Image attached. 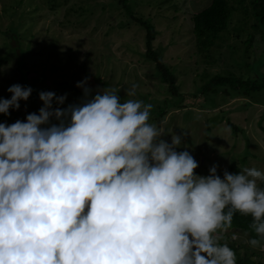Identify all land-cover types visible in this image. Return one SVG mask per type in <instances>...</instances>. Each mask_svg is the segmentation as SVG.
<instances>
[{
	"label": "clouds",
	"instance_id": "9594fccd",
	"mask_svg": "<svg viewBox=\"0 0 264 264\" xmlns=\"http://www.w3.org/2000/svg\"><path fill=\"white\" fill-rule=\"evenodd\" d=\"M86 81L78 104L41 91L38 114L0 122V264H236L221 243L236 213L252 218L247 243L264 250V171L198 175L176 150L185 133L162 139L151 103L122 101L117 88L89 99ZM7 91L4 115L32 88Z\"/></svg>",
	"mask_w": 264,
	"mask_h": 264
},
{
	"label": "rangeland",
	"instance_id": "374dc122",
	"mask_svg": "<svg viewBox=\"0 0 264 264\" xmlns=\"http://www.w3.org/2000/svg\"><path fill=\"white\" fill-rule=\"evenodd\" d=\"M210 1H126L134 14L154 26L157 34L152 49L159 51L162 62L173 72L177 95L160 82L154 63L142 55L145 31L125 15L119 0H0V57L7 56L0 63V98L11 97L7 89L12 84H26L17 68L20 55L10 48L19 43L28 67L24 79L30 85H37L40 92H54L56 83H62L56 95L67 93V97L59 107L84 99L83 88L76 85L87 78L89 99L104 88H117L122 101L151 103L150 122L164 129L162 139L170 143L168 133H185L176 150H186L194 157L198 175H208L213 165L218 166L221 177L225 170L234 172L231 166L238 172L245 167L264 171V89L234 97L219 91L215 104L199 90L214 74L263 75L264 34L252 26L253 16L234 4L220 46L213 48L211 57H200L193 43L191 17ZM41 76L42 81L38 80ZM132 85H136V95L129 97L126 92ZM34 101L35 108L29 99L19 101L27 111L20 110L21 106L9 109V115L0 113V122L24 121L27 114L43 106L39 95ZM160 110L164 113L159 114ZM217 116L218 124L209 129L210 118ZM223 241L264 262L261 248L245 250L246 232L230 230Z\"/></svg>",
	"mask_w": 264,
	"mask_h": 264
},
{
	"label": "trees",
	"instance_id": "16d2710c",
	"mask_svg": "<svg viewBox=\"0 0 264 264\" xmlns=\"http://www.w3.org/2000/svg\"><path fill=\"white\" fill-rule=\"evenodd\" d=\"M126 1L127 0H119L124 7L125 15L132 17V19L145 31L144 37L146 51L142 53V55L146 60L154 63L155 76L159 78L160 82L166 83L168 85V90L173 92V94H177V86H175L174 83L173 72L162 62L159 51L152 49V42L157 34L154 26L150 23L149 19L134 14ZM247 1L249 4H246V0H211L207 7L192 15V31L195 37L193 43L195 44L196 53L199 54L200 57L202 56L204 59L211 57L213 48L220 46L219 40L224 37V32L228 29L230 18L235 10L234 4L243 8L245 13L252 15L255 20V23L252 26H258L262 34H264V0ZM12 38L14 39V36H12ZM10 48L13 49L12 51H18V55H20L19 58L22 62L18 64L17 68L22 70L20 76H22L23 81L28 84H25V86L32 88V96H29L28 99L31 102L32 107L35 108L34 99L40 93V88L37 85H30V83L24 79V75H26L25 68L28 69V67H25L26 60L25 58L23 60V49L19 46V43L15 47ZM6 57V55L0 57V63L7 60ZM48 76L50 77L51 74ZM43 79L44 77L41 76L38 80L42 81ZM61 85L62 83H56L54 93L58 91V88ZM262 89H264V74L253 78H241L234 74H214L210 79L206 80L204 84L199 86V90L202 93H205L206 96L211 99L210 101H212L213 104H215V98L219 91H222L226 96L234 97L242 94L246 95L252 91H259ZM54 105L55 103L53 104V107ZM20 106V110H23V112L27 111V108L24 105L20 104ZM11 109L12 108H10V110ZM38 110L39 109L36 108V111L32 113L38 114ZM163 113L164 111L160 110L159 114ZM210 122L211 123L208 126L209 129L218 124V116L211 117ZM230 170H234L233 173L238 172V169L235 166H231ZM259 185L260 187H264V181H261ZM251 223L252 218L250 216H242L239 213H236L233 217V224L230 230L234 229L246 232L248 240L257 238L254 230L250 228ZM223 242L224 241H221V243ZM262 243H264V241H262ZM247 245L248 246H244L245 250L251 247L249 243ZM228 246L236 253V264H264L263 261L253 258L248 252L241 253L233 245Z\"/></svg>",
	"mask_w": 264,
	"mask_h": 264
}]
</instances>
